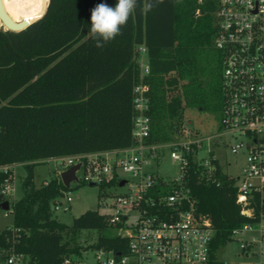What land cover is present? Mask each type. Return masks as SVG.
<instances>
[{
  "label": "trees",
  "instance_id": "obj_1",
  "mask_svg": "<svg viewBox=\"0 0 264 264\" xmlns=\"http://www.w3.org/2000/svg\"><path fill=\"white\" fill-rule=\"evenodd\" d=\"M99 2L48 0L44 14L25 28L0 29V167L20 163L26 173L23 195L11 204L12 224L0 230V249L5 256L25 255V264H63L66 257L81 256L75 235L82 230L98 233L84 249L126 253V240L106 233L117 226L97 210L74 217L70 226L55 220L51 202L68 187L59 176L36 186L34 168L59 156L135 145L137 46L146 47L149 66L143 78L151 120L146 143L158 144L176 132L185 105L215 115L221 108V60L212 45L215 0H164L147 13L137 8L123 34L103 49L90 34L91 9ZM188 176L196 212L214 230L207 264H224L217 251L250 221L236 203L235 179L217 162L212 179L199 178L192 164ZM5 179L12 180V170L0 169V187Z\"/></svg>",
  "mask_w": 264,
  "mask_h": 264
},
{
  "label": "built area",
  "instance_id": "obj_2",
  "mask_svg": "<svg viewBox=\"0 0 264 264\" xmlns=\"http://www.w3.org/2000/svg\"><path fill=\"white\" fill-rule=\"evenodd\" d=\"M215 1L212 45L221 60V108L214 137L220 139L216 146L241 157L244 165L228 173L209 147L212 137L201 138L185 128L183 137L168 146L170 160L177 164L179 173L163 179L146 168L157 163V149L162 145L145 142L151 120L149 85L143 80L149 66L143 59L139 62V81L132 89L131 135L135 145L52 158L63 166L59 174L79 163L77 181L105 186L114 181L108 187L120 189L110 198L100 195L101 210L97 211L110 225L117 226L113 234L126 240L127 250L115 254L111 249L98 248L94 250L96 264H207L214 230L209 219L196 212L188 169L192 164L199 178L212 179L216 162L223 173L235 179L240 214L250 220L232 231V239L251 233L241 240L240 252L248 255L255 246L252 257L258 262L253 264H264V0ZM136 51L139 58L146 57L144 45L137 46ZM204 142L206 152L202 154ZM231 164L227 163L229 167ZM11 168L0 167L3 171ZM10 182L4 180L0 194L10 192ZM58 198L51 202L52 212L67 209L61 207ZM65 199L68 203L72 200L69 193ZM26 262L25 255L11 252L5 256L0 249V264ZM63 264L84 263L80 256L71 255Z\"/></svg>",
  "mask_w": 264,
  "mask_h": 264
},
{
  "label": "rangeland",
  "instance_id": "obj_3",
  "mask_svg": "<svg viewBox=\"0 0 264 264\" xmlns=\"http://www.w3.org/2000/svg\"><path fill=\"white\" fill-rule=\"evenodd\" d=\"M199 2H202V0ZM0 29L7 30L3 25L0 26ZM143 59H146L145 55H140V58L138 57V66L140 64L139 62L144 61ZM181 90L182 88L179 87L178 91L181 92ZM185 128L196 132L201 138L212 137L210 141L211 145L209 147L214 150L215 154L220 159L222 169L228 171V173H234L238 168H241L244 165V161L241 157H235L227 149H222V147L216 146L220 140L219 138L214 137L219 130L218 116L211 111L200 110L196 107L185 105L179 129L176 132L169 133L168 139L158 143L162 145V147L157 149V155L159 157L158 161L157 163L147 166V169L163 179L174 178L179 173L177 164L170 160L168 146L173 141L183 137L182 130ZM205 144L206 142H204V150L202 151V154H205L206 152ZM227 163L232 164L229 167ZM62 169L63 166L52 158L41 161L34 168V184L38 186L43 180H50L51 178L59 176V172ZM11 170L12 180L10 182V192L7 194H0V202L8 200L10 208L11 204L15 200L20 199L23 195L22 180L26 174L23 165L20 163L12 167ZM80 183H82L80 180L71 182L68 189L58 198V203L61 207H67L66 210L61 208L60 210L53 212V218L58 222L70 226L72 224V219L86 210L100 211L101 208L98 201L100 195L110 198L120 190L119 188L114 189L105 185H91L90 183L78 186ZM67 193H69L72 198L69 203L66 202L65 199ZM11 224V210H0V230ZM106 233L113 234L114 232L112 229ZM97 235L98 233L95 230H82L75 235L76 243L82 247L80 259L84 264H96L94 250L84 248L89 247V245L94 243L97 239ZM250 235L251 233L243 234L242 236H234L233 240L229 241L224 247L217 251V259L228 264H253L254 262H258V260L252 257V252L256 249L255 246L249 251L248 255L240 252L241 240Z\"/></svg>",
  "mask_w": 264,
  "mask_h": 264
},
{
  "label": "clouds",
  "instance_id": "obj_4",
  "mask_svg": "<svg viewBox=\"0 0 264 264\" xmlns=\"http://www.w3.org/2000/svg\"><path fill=\"white\" fill-rule=\"evenodd\" d=\"M163 2L164 0H116L112 5L108 0H100L91 9L90 34L95 42L94 46L103 49L117 36L122 35L123 28L137 8L147 13Z\"/></svg>",
  "mask_w": 264,
  "mask_h": 264
},
{
  "label": "bare ground",
  "instance_id": "obj_5",
  "mask_svg": "<svg viewBox=\"0 0 264 264\" xmlns=\"http://www.w3.org/2000/svg\"><path fill=\"white\" fill-rule=\"evenodd\" d=\"M48 0H0V26L19 30L39 19Z\"/></svg>",
  "mask_w": 264,
  "mask_h": 264
},
{
  "label": "water",
  "instance_id": "obj_6",
  "mask_svg": "<svg viewBox=\"0 0 264 264\" xmlns=\"http://www.w3.org/2000/svg\"><path fill=\"white\" fill-rule=\"evenodd\" d=\"M25 27H23V28H25ZM5 28L7 30H11V31H19V30L23 29V28H21L19 30H13L11 28H7V27H5ZM79 167H80V164L77 163L75 165L70 166L69 168H67L66 170L62 171L59 174V177H60V179H61V181H62V183H63V185L65 187H68L71 182H73V181L76 182L77 181L76 171L79 169ZM123 183H124V181H121L119 183V185L121 186V185H123ZM90 184L93 185V183H90ZM0 210H3V211H9L10 210V204H9L8 200H3V201L0 202ZM24 260H25V257L23 258V261Z\"/></svg>",
  "mask_w": 264,
  "mask_h": 264
},
{
  "label": "crops",
  "instance_id": "obj_7",
  "mask_svg": "<svg viewBox=\"0 0 264 264\" xmlns=\"http://www.w3.org/2000/svg\"><path fill=\"white\" fill-rule=\"evenodd\" d=\"M16 164H12V165H10L11 167H14Z\"/></svg>",
  "mask_w": 264,
  "mask_h": 264
}]
</instances>
